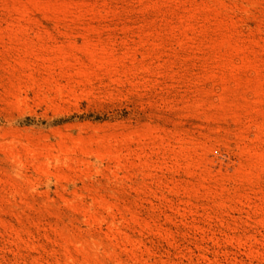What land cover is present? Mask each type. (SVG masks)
I'll return each mask as SVG.
<instances>
[{"label": "rangeland", "instance_id": "1", "mask_svg": "<svg viewBox=\"0 0 264 264\" xmlns=\"http://www.w3.org/2000/svg\"><path fill=\"white\" fill-rule=\"evenodd\" d=\"M0 264H264V0H0Z\"/></svg>", "mask_w": 264, "mask_h": 264}]
</instances>
